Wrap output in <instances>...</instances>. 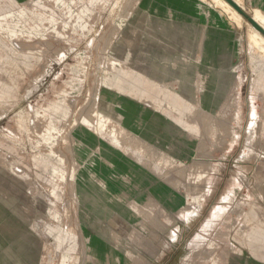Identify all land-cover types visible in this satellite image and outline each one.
I'll use <instances>...</instances> for the list:
<instances>
[{"label": "rangeland", "instance_id": "374dc122", "mask_svg": "<svg viewBox=\"0 0 264 264\" xmlns=\"http://www.w3.org/2000/svg\"><path fill=\"white\" fill-rule=\"evenodd\" d=\"M245 20L216 0H0V264H264ZM145 115L169 128L152 143Z\"/></svg>", "mask_w": 264, "mask_h": 264}, {"label": "bare ground", "instance_id": "6f19581e", "mask_svg": "<svg viewBox=\"0 0 264 264\" xmlns=\"http://www.w3.org/2000/svg\"><path fill=\"white\" fill-rule=\"evenodd\" d=\"M216 1L219 2L220 4H222L223 6H225L227 9L231 10L238 17L242 18V16L238 12H236L225 0H216ZM233 1L236 2L240 7H242L241 0H233ZM250 16L264 28V14L262 12H260L259 10L256 9V10H254V13L250 14ZM245 21L251 27V29L253 31V34L249 38V43H250L251 47L254 48L255 50H257L261 55L264 56V36L262 34H260L256 29H254L247 20H245ZM86 116H87V114L86 115H83L82 116V120L88 126L89 125L91 126L93 124V121H91ZM208 118H210V117H208ZM74 121L76 123L77 120H74ZM97 124L100 127H103L102 122H97ZM84 152L86 153L87 152V149H84ZM78 153L79 154L82 153L81 149L78 150Z\"/></svg>", "mask_w": 264, "mask_h": 264}, {"label": "crops", "instance_id": "0c3cea01", "mask_svg": "<svg viewBox=\"0 0 264 264\" xmlns=\"http://www.w3.org/2000/svg\"><path fill=\"white\" fill-rule=\"evenodd\" d=\"M251 1H253V3H255V4L259 3V0H251ZM260 2H262L261 6L263 7V9L257 8V10H259L260 12H262L264 14V0H261ZM241 4H242V2H241ZM189 65H187V66L190 67ZM150 103L152 104V101H150ZM98 116H99L98 122L102 120V124H103L102 128L104 129L106 126V118H104L101 114ZM145 116H146V117H144L145 120L143 122L139 123L138 124L139 126L138 125L136 126L135 131L137 132V134H141V136L145 135V137L147 138L146 140H149L152 143V141L154 140L153 138H157V137H160L162 135V134H158V130L161 128L159 126V124L162 123V125H163L165 123L164 117H160V118L155 117L156 118V120H155L153 117H149L148 115H145ZM147 119H148V121H147ZM143 124H144V126H142ZM160 130H162L161 132L163 134H165L169 130V128H168V126L164 125V126H162V129H160ZM158 135H160V136H158ZM103 145L106 146V143L103 142ZM150 145H152V144H150ZM262 198L264 199V196H262ZM94 239H98V237L97 238L94 237Z\"/></svg>", "mask_w": 264, "mask_h": 264}, {"label": "water", "instance_id": "95a60500", "mask_svg": "<svg viewBox=\"0 0 264 264\" xmlns=\"http://www.w3.org/2000/svg\"><path fill=\"white\" fill-rule=\"evenodd\" d=\"M236 12H238L243 18H245L251 26L256 29L260 34L264 36V28L256 22L250 15H248L242 7H240L236 2L233 0H225Z\"/></svg>", "mask_w": 264, "mask_h": 264}]
</instances>
